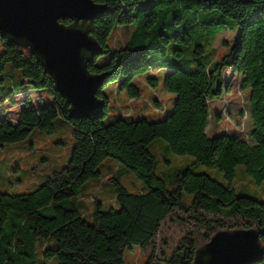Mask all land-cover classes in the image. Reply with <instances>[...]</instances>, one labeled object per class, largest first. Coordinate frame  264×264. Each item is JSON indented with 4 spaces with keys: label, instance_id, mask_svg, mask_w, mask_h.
<instances>
[{
    "label": "trees",
    "instance_id": "1",
    "mask_svg": "<svg viewBox=\"0 0 264 264\" xmlns=\"http://www.w3.org/2000/svg\"><path fill=\"white\" fill-rule=\"evenodd\" d=\"M92 1L105 5L107 10L92 21L90 35L101 53L87 65L88 72L106 74L105 84L115 83L116 90L133 101L141 94L136 79L154 70H165L164 89L176 97L173 110L159 121L143 117L129 120L131 113L120 111L113 122L104 124L108 97L101 87L96 96L104 102L103 115L75 119L35 57L0 34V83L10 80V87L2 86L6 92L0 96V107L19 105L18 118H0V144L23 141L33 129L53 132L59 118L74 126L75 144L69 163L35 190L22 195L0 191V264H36V245L41 247L42 264H125L124 252L132 246L140 247L144 264H193L195 251L215 233L250 229L258 232L263 251L255 264H264V201L238 196L232 188L191 170L195 165L216 168L230 182L235 168L241 165L256 183L264 181V0ZM224 17L235 21L239 28L228 53L208 67L198 64L193 71L183 70V61L177 58L181 51H170V43L188 40L191 32L200 30L198 27L225 28ZM60 22L69 24L70 20ZM133 23L136 27L126 31L125 27ZM118 31L125 33L124 39L111 46ZM98 57H102L100 62ZM226 68L238 73L241 88L249 90L252 144L238 132L215 137L206 134L208 101L223 95L222 74ZM156 84V78L145 79L146 86L154 88ZM40 91H46L52 100L45 101L43 95L31 99V93ZM21 95L23 99L17 101ZM36 101L43 104L37 105ZM87 135L99 140L105 158L132 171L146 189L129 192L111 178L116 208L104 207L96 199L91 209L87 208L80 199L86 184L69 176ZM156 139L167 143L165 152L194 158L190 167L175 172L171 191L154 173L150 145ZM89 172L90 178L99 175L97 168ZM184 193L190 196L188 201H184ZM38 197L45 199L46 207L38 208L30 201ZM74 218L85 231V239L66 247L58 230L69 226ZM106 220L113 226L125 221L122 240L111 257L97 253L91 238V232L105 234ZM50 240L54 247H48Z\"/></svg>",
    "mask_w": 264,
    "mask_h": 264
},
{
    "label": "rangeland",
    "instance_id": "2",
    "mask_svg": "<svg viewBox=\"0 0 264 264\" xmlns=\"http://www.w3.org/2000/svg\"><path fill=\"white\" fill-rule=\"evenodd\" d=\"M135 7L134 13L137 12ZM145 12V14L149 13ZM212 14L219 15L218 11H212ZM227 24L225 28L219 27L215 30L202 29L190 33L188 40H176L170 43V51L178 50V59H181L182 69L193 71L198 64L209 66L211 63L219 62L221 58L228 53L234 39L239 31L235 21L228 17L223 18ZM136 27V23L125 27L126 31H131ZM124 32L118 31L115 34V40L110 41V45H117L119 39H124ZM201 47L202 49H199ZM1 51V50H0ZM176 58V59H177ZM102 57H98L100 62ZM9 65L6 71H9ZM165 70L156 71L141 75L135 80L141 94L136 100L129 101L125 92L116 90L115 83H107L102 86L101 91L107 95L108 104L106 115L102 118L104 124H109L119 116L120 111L131 113L129 120L145 118L147 121H159L173 110L175 95L165 91L163 78ZM150 76L157 79L154 88L145 85V79ZM223 76V95L221 98L208 101V126L206 134L208 137L219 135H232L238 132L243 138L249 139L253 128L251 112L249 107V90L241 88V76L226 68ZM9 85L10 80L6 79L0 83V96L6 90L2 86ZM43 95L45 101L49 102L52 97L46 91L31 93V99L34 100ZM23 96H18L17 101L22 100ZM37 105L43 104L42 101H36ZM163 111L161 114L160 109ZM2 116V117H1ZM8 117L15 119L19 117V105L11 106L7 104L4 109L0 107V118ZM81 128V124H76ZM72 126L69 122L61 118L54 123L53 132H44L33 129L30 134L20 142L0 144V191L3 193L22 195L27 194L38 188L47 178L51 177L53 172L65 167L70 159L73 158V148L75 146L72 136ZM164 145L167 143L162 139L154 140L150 145V151L154 157V173L164 180L168 190L174 188L172 177L176 171L185 167H190L194 158L189 155H176L170 151H164ZM97 168L99 175L90 178L89 170ZM117 169H120L116 172ZM194 173H202L218 181L227 188H232L238 196L252 197L264 201V181L256 183L247 173L243 166L235 168V175L232 181H226L223 174L216 168H209L202 165L191 167ZM69 176L72 180H78L85 183L83 196L80 198L91 209L94 199L99 200L104 207L113 206L115 197V185L110 180L115 178L129 192L145 190L144 183L137 176L121 163L114 159L105 158L101 151V145L98 139L87 135L80 146V153L75 155L73 165L70 168ZM184 201H188L190 196L183 194ZM38 208L47 206L43 197L30 200ZM105 234L91 232V238L97 253L101 256L111 257L115 248L122 240L121 227L125 224L122 220L115 224L105 221ZM66 247H71L76 240L84 242L85 231L77 218L69 226H63L58 230ZM77 236V237H76ZM76 238V239H75ZM48 247H54L52 240L48 241ZM37 261L36 264H42L41 247L36 245ZM125 264H144L145 257L140 247L132 246L124 252ZM49 264H56L55 262Z\"/></svg>",
    "mask_w": 264,
    "mask_h": 264
},
{
    "label": "water",
    "instance_id": "3",
    "mask_svg": "<svg viewBox=\"0 0 264 264\" xmlns=\"http://www.w3.org/2000/svg\"><path fill=\"white\" fill-rule=\"evenodd\" d=\"M106 10L92 0H0V34L35 57L75 119L104 113L96 93L108 77L90 74L87 65L101 53L92 21ZM262 253L256 230L220 231L195 251L193 264H255Z\"/></svg>",
    "mask_w": 264,
    "mask_h": 264
},
{
    "label": "built area",
    "instance_id": "4",
    "mask_svg": "<svg viewBox=\"0 0 264 264\" xmlns=\"http://www.w3.org/2000/svg\"><path fill=\"white\" fill-rule=\"evenodd\" d=\"M129 101H132V100H129Z\"/></svg>",
    "mask_w": 264,
    "mask_h": 264
}]
</instances>
